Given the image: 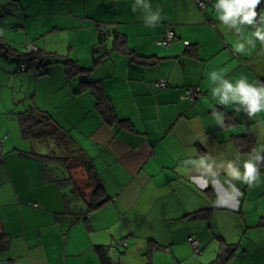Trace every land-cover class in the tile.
<instances>
[{
  "label": "crops",
  "instance_id": "crops-1",
  "mask_svg": "<svg viewBox=\"0 0 264 264\" xmlns=\"http://www.w3.org/2000/svg\"><path fill=\"white\" fill-rule=\"evenodd\" d=\"M146 2L161 17L154 27L142 6L133 11L136 0H0V39L91 69L69 78L52 64L40 77L0 52V264H101L98 246L111 247L116 264H185L190 237L200 242V263L215 264L229 244L236 247L224 264H264V168L252 185L226 170L232 162L243 174L244 162L264 153V111L220 104L212 94L220 81L210 79L216 72L234 85H264V44L251 37L253 26L237 35L223 25L216 0L203 8L198 0ZM262 10L264 0L257 20ZM169 25L174 40L159 44ZM83 79L101 83L127 126L105 121ZM187 89L201 95L186 98ZM31 107L72 131L108 199L98 209L83 210L77 193L67 194L74 186L91 201L86 168L69 171L20 141L18 115ZM244 135L254 141L249 151Z\"/></svg>",
  "mask_w": 264,
  "mask_h": 264
},
{
  "label": "trees",
  "instance_id": "trees-1",
  "mask_svg": "<svg viewBox=\"0 0 264 264\" xmlns=\"http://www.w3.org/2000/svg\"><path fill=\"white\" fill-rule=\"evenodd\" d=\"M0 52H3V54L7 55L10 58L16 59L20 61V63L23 65V62L26 61L29 65L35 66V73L36 74H45V70L42 69L40 71V67L47 66L48 64H51L53 62L61 61L65 65V69L67 72V75L69 78H72L76 75L87 74L90 72L91 69H85L82 66L79 65V63L71 58H66V60L62 59L60 56H56L54 54L50 53H44L41 51H28V53H24L19 51L18 49L11 46L7 41L0 39ZM48 64L45 63V61H48ZM39 62V65L37 63ZM97 62V59L94 60V64ZM23 66H20V68ZM27 71L25 68L24 71ZM42 72V73H41ZM87 78V77H86ZM82 90H90V92L95 96L96 98V108L97 110L102 114L105 121L109 124H114L115 122H118L121 125L127 126V121L118 119L117 114L115 112V108L112 104V101L105 93L101 83L98 81H93L91 79H83L81 81V91ZM18 121L20 125V130L22 133L23 138L26 139H47L52 137L54 134H57L58 136H54L55 138L59 137L61 145L64 143V139H68L71 144H73L72 138H67L66 135H63L65 133L62 128H60L55 120L52 118L50 114H48L45 111L36 109V108H29L24 112H21L18 115ZM240 139V147L243 148L244 151H249L253 147L254 141L252 139H249L246 135L244 136H238ZM71 151H74V154H76L79 158L78 165L80 167L84 166L88 173H90V179H94L93 183L95 184L96 190L94 192L93 198H91L90 203V209L96 210L98 209L103 203L108 201L106 198L105 191L103 188V185L101 181L97 178L96 172L94 171V167L91 166L85 159L84 154L82 153L81 149L73 148ZM260 156L264 157V153H262ZM44 157V156H43ZM48 158V156L46 155ZM75 157H56V158H49V159H56V162L59 163H65L67 168H72L71 161ZM61 160V161H60ZM258 172H261L264 168V160L258 163L257 165ZM46 169V168H45ZM206 215V214H205ZM125 240V239H124ZM127 241V240H125ZM122 247H127L126 245H119ZM236 246L229 245V244H223L222 248L218 254L217 260L215 261V264H224L229 257L233 254V251ZM114 248V247H113ZM111 247H105V246H98L96 247V251L98 253L99 259L101 264H116L111 259V253H110ZM148 264H153L152 262Z\"/></svg>",
  "mask_w": 264,
  "mask_h": 264
},
{
  "label": "clouds",
  "instance_id": "clouds-1",
  "mask_svg": "<svg viewBox=\"0 0 264 264\" xmlns=\"http://www.w3.org/2000/svg\"><path fill=\"white\" fill-rule=\"evenodd\" d=\"M260 3L261 0H216L214 8L223 25L228 26L230 29H235L237 35H241L242 33L241 25L253 26L255 30L251 33V37H254L255 40H259L261 44H264V10L259 13L258 20V13L256 11ZM138 5L142 6L148 12L144 17L146 25L154 27L161 19L159 11L152 12L150 4H148L146 0H136L133 11H136ZM251 37L246 40L249 46L255 43V40ZM245 47V43L237 42L233 50L237 53H243ZM210 79L213 82L220 81L219 86L212 90L213 96L219 97L218 102L220 104L227 105L230 102L237 104L240 107H237L236 111H241V109H243L250 116L264 111V85L257 87L249 84L247 80L243 78L239 79L234 85L228 80H222L216 72L211 73ZM262 160H264V157L256 154L255 162L251 159L245 161L243 164V174L235 168L232 162H228L226 170L229 171L230 175L235 179L242 180L244 183L252 185L257 179V165ZM200 163L203 167H211L210 165H206L203 161Z\"/></svg>",
  "mask_w": 264,
  "mask_h": 264
},
{
  "label": "rangeland",
  "instance_id": "rangeland-1",
  "mask_svg": "<svg viewBox=\"0 0 264 264\" xmlns=\"http://www.w3.org/2000/svg\"><path fill=\"white\" fill-rule=\"evenodd\" d=\"M170 26V25H169ZM171 27V26H170ZM26 47V49H24L23 47H21V46H17V49L19 50V51H21V52H24V53H28V49H27V45L25 46ZM3 53V52H2ZM65 55H68V53L67 54H65ZM70 56V55H69ZM66 58H69V57H67V56H65V57H62V59H64V60H66ZM50 60H48V61H45V63H47L48 64V62H49ZM52 64H56V65H58V66H61V67H65V65H64V63L63 62H61V61H58V62H53V63H51V64H48L47 66L45 65V66H42V67H40V71H42V69L43 70H45V74L43 73V74H41V76L40 77H44V76H46L50 71H49V69L51 68H53V66L54 65H52ZM60 64H62V65H60ZM37 65H39V62L37 63ZM55 65V66H56ZM23 68H26L27 69V71H26V73H28L29 72V74L30 73H33L34 75L36 74L35 73V66H33V65H29L26 61H24L23 62ZM54 66V67H55ZM81 66V65H80ZM92 66H94V61H93V63H92ZM50 69V70H51ZM25 72V71H24ZM42 73V72H41ZM39 75V74H38ZM81 81V80H80ZM54 120H56V121H62V122H65L64 121V119H58V118H53ZM55 121V122H56ZM57 123V122H56ZM63 131L65 132V133H63V135H66V137L67 138H69V137H73V136H71L72 134H71V132H70V130H68V129H65V128H63ZM18 132L21 134V138H20V141H21V139L23 140V141H27V143L29 142V144H30V146H31V143H33V148L35 149V150H38L37 152H39V153H42V154H46L47 156H48V158H56V157H75L74 159L76 160V162H74L73 160L71 161V166H72V168H69V171H75V169H77L78 167H80L79 165H78V160H79V158H78V156L76 155V154H74V151H71L73 148H75V146L73 145V144H71V142L68 140V139H64V143H63V145H61V143H60V139H58L57 137L55 138L54 136H58L57 134H54L52 137H50V138H47V139H26V138H23V136H22V133H21V131H20V129H18ZM37 148V149H36ZM46 155H45V157H46ZM91 158V157H90ZM54 160H56V159H52V161L54 162ZM61 161V160H60ZM59 165H62V168L63 167H65V168H67V166L65 165V163L63 162V163H59ZM83 167V169H85L84 168V166H82ZM64 168V169H65ZM58 169H61L60 167H57V165H55V164H53L52 165V170L53 171H55V170H58ZM94 179H90V181H91V183H92V181H93ZM76 186V185H75ZM74 189H75V187L73 186V187H71V188H69L68 189V192H67V194L69 195H71V197L74 195V194H76L79 198H77V197H74L75 198V200H79V199H82L81 201H80V204L82 205L81 206V208L84 210V207L87 205V208L85 209L86 211H87V209L90 207L89 205H90V203H91V201H89V203L87 204V202H86V200H85V197L84 196H82V195H80V194H78V191H74ZM76 190V189H75ZM89 206V207H88ZM89 210H91L90 208H89ZM162 249H166V247H162ZM161 250H159L158 252H160ZM135 255V254H134ZM199 255H194L193 256V254H192V257L191 258H188V259H186L185 260V264H203V263H200V256L198 257ZM172 257V259H173V256H171ZM136 262V264H139V262L138 261H135ZM135 264V263H134Z\"/></svg>",
  "mask_w": 264,
  "mask_h": 264
},
{
  "label": "built area",
  "instance_id": "built-area-1",
  "mask_svg": "<svg viewBox=\"0 0 264 264\" xmlns=\"http://www.w3.org/2000/svg\"><path fill=\"white\" fill-rule=\"evenodd\" d=\"M210 0H198L199 6L201 8L205 7L207 2ZM175 38V33L172 29V27L169 26L167 33L165 34V36L163 37V39L159 40L158 43L159 44H163V45H170L171 42L174 40ZM27 49L29 51H39L38 47L34 44V43H29L27 44ZM25 68L21 67L20 70L24 71ZM158 85L160 86H166L167 82L165 80L163 81H159L157 82ZM201 95L200 91L198 89H187L185 97H199ZM36 206L38 205V203L35 204ZM189 243L191 244V246L193 247L194 250V255H199L202 253V249L200 248V242L197 238L195 237H190L188 239ZM119 245H126L127 241L122 240L118 243Z\"/></svg>",
  "mask_w": 264,
  "mask_h": 264
},
{
  "label": "water",
  "instance_id": "water-1",
  "mask_svg": "<svg viewBox=\"0 0 264 264\" xmlns=\"http://www.w3.org/2000/svg\"><path fill=\"white\" fill-rule=\"evenodd\" d=\"M110 257H111V259H112L114 262H117L118 257H117V254H116V253L111 254Z\"/></svg>",
  "mask_w": 264,
  "mask_h": 264
}]
</instances>
